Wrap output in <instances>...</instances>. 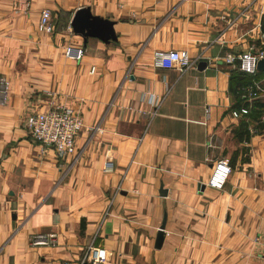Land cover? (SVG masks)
Segmentation results:
<instances>
[{
    "label": "crops",
    "instance_id": "obj_1",
    "mask_svg": "<svg viewBox=\"0 0 264 264\" xmlns=\"http://www.w3.org/2000/svg\"><path fill=\"white\" fill-rule=\"evenodd\" d=\"M87 8L116 40L75 34ZM45 9L53 34L38 31ZM263 16L264 0H0L10 86L5 105L0 93V264H90V246L107 249L109 264H264V127L232 117L255 82L264 103V75L225 63L264 44ZM69 45L85 48L81 62L65 59ZM171 51L193 67L153 66ZM57 106L84 121L77 153L62 159L25 126ZM245 122L250 140L237 138ZM224 157L232 173L215 190L206 184ZM52 233L56 245H32Z\"/></svg>",
    "mask_w": 264,
    "mask_h": 264
},
{
    "label": "built area",
    "instance_id": "obj_2",
    "mask_svg": "<svg viewBox=\"0 0 264 264\" xmlns=\"http://www.w3.org/2000/svg\"><path fill=\"white\" fill-rule=\"evenodd\" d=\"M38 31L45 34H53L55 26L52 12L48 9L42 11ZM86 50L83 47L69 45L64 49V57L71 62L79 63L85 58ZM264 58V51L252 45L247 52L238 56L228 55L225 63L230 66H238L240 71L248 76H256L259 73L258 62ZM155 68L167 70L178 69L184 72L193 63L189 54L185 51L156 52L152 58ZM95 72V68L91 73ZM1 104L5 105L10 90L9 83L5 79L0 80ZM263 92L261 85L257 82L243 89L241 99L248 103L246 107L232 111L235 119H244L250 115L251 108L259 95ZM158 105H156V109ZM157 114V110L154 111ZM25 126L32 139L44 148H51L56 151L59 158H66L77 153L76 140L84 128L83 117L73 108L68 106H57L45 113H33L25 120ZM232 173L228 158L218 160L213 167L211 178L206 184L215 190H223ZM255 242L264 248V234L257 237ZM33 246H54L57 243V236L52 234H40L32 237ZM87 261L90 264H109L110 257L107 249L101 246H90L87 252Z\"/></svg>",
    "mask_w": 264,
    "mask_h": 264
},
{
    "label": "water",
    "instance_id": "obj_3",
    "mask_svg": "<svg viewBox=\"0 0 264 264\" xmlns=\"http://www.w3.org/2000/svg\"><path fill=\"white\" fill-rule=\"evenodd\" d=\"M72 27L75 34L81 35L85 39L88 37H96L106 43H109L110 40H116L113 24L100 18L93 17L88 8L76 13L72 22ZM205 67L206 65L204 63L199 65L200 70H203ZM258 70L259 72H264V58L258 62ZM204 188L205 186L202 185L201 189ZM165 225L166 219H164L157 236V249H160L163 245Z\"/></svg>",
    "mask_w": 264,
    "mask_h": 264
},
{
    "label": "trees",
    "instance_id": "obj_4",
    "mask_svg": "<svg viewBox=\"0 0 264 264\" xmlns=\"http://www.w3.org/2000/svg\"><path fill=\"white\" fill-rule=\"evenodd\" d=\"M261 31L264 34V16H263L262 22H261ZM255 45H256L257 48H260V49H262L264 51V44H262L261 41H257L255 43ZM263 75H264V72H260L255 77H252V76H250V77L253 78L254 81H256V80H258L260 78V76H263ZM251 83L252 82H250V84ZM241 85L242 84H239V82L237 83L238 87H240ZM236 93L239 96V91H236ZM241 101H243V100L241 99ZM253 109H256V110L253 111ZM263 109H264V103H259V102L257 103L256 102L254 104L252 110H251V111H253L252 114L250 112L251 115H249V117H248L249 120L251 119L252 122H255L257 124V126L255 127V129L257 131L259 130L260 127H264V125H262L263 124L262 117H263V112H264ZM243 137L246 138V140H250V138H251V132L249 130V125L246 122L241 125L240 130L237 133V138L238 139H240V140L244 139Z\"/></svg>",
    "mask_w": 264,
    "mask_h": 264
},
{
    "label": "rangeland",
    "instance_id": "obj_5",
    "mask_svg": "<svg viewBox=\"0 0 264 264\" xmlns=\"http://www.w3.org/2000/svg\"><path fill=\"white\" fill-rule=\"evenodd\" d=\"M252 112H253V111H251V114H252ZM251 114H250V115H251ZM263 117H264V112H263Z\"/></svg>",
    "mask_w": 264,
    "mask_h": 264
}]
</instances>
